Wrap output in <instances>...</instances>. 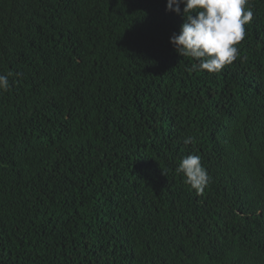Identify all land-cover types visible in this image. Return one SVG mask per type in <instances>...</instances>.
Returning <instances> with one entry per match:
<instances>
[{
	"label": "trees",
	"instance_id": "trees-1",
	"mask_svg": "<svg viewBox=\"0 0 264 264\" xmlns=\"http://www.w3.org/2000/svg\"><path fill=\"white\" fill-rule=\"evenodd\" d=\"M166 5L0 0V264H264V0L218 73Z\"/></svg>",
	"mask_w": 264,
	"mask_h": 264
},
{
	"label": "clouds",
	"instance_id": "clouds-1",
	"mask_svg": "<svg viewBox=\"0 0 264 264\" xmlns=\"http://www.w3.org/2000/svg\"><path fill=\"white\" fill-rule=\"evenodd\" d=\"M249 0H167L166 10L183 15L179 33H173L170 43L178 55L196 61L192 71L218 73L238 57L237 45L246 35L245 25L253 12L247 7ZM181 5L183 9L181 10ZM9 80L0 75V90H7ZM192 143L193 138L184 141ZM185 183L197 194L203 193L210 176L198 155L184 157L178 168Z\"/></svg>",
	"mask_w": 264,
	"mask_h": 264
}]
</instances>
